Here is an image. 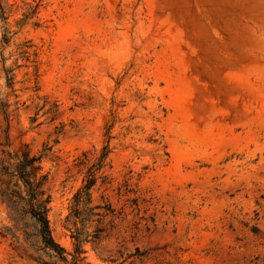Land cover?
Here are the masks:
<instances>
[{
  "label": "rangeland",
  "instance_id": "obj_1",
  "mask_svg": "<svg viewBox=\"0 0 264 264\" xmlns=\"http://www.w3.org/2000/svg\"><path fill=\"white\" fill-rule=\"evenodd\" d=\"M2 5L9 147L42 154L69 259L72 197L110 129L92 196L115 213L84 264H264V0ZM16 245L0 236V264H37Z\"/></svg>",
  "mask_w": 264,
  "mask_h": 264
},
{
  "label": "trees",
  "instance_id": "obj_2",
  "mask_svg": "<svg viewBox=\"0 0 264 264\" xmlns=\"http://www.w3.org/2000/svg\"><path fill=\"white\" fill-rule=\"evenodd\" d=\"M1 16L4 6L0 0ZM5 19V18H4ZM3 41L9 38L4 35ZM7 88L13 85V69L4 68ZM9 103L0 92V203L5 206L10 224L0 227V236L12 239L22 255L37 264H84V248L87 242H100L107 236L105 227L90 231L94 222H102L115 209L109 202L95 203L92 189L96 185L98 174L105 166L111 151L110 129L106 132V143L101 154L85 175L83 184L74 193L70 211L66 217V228L73 240V251L69 259L66 249L54 238L50 227L49 211L51 196L46 189L48 173L43 170L42 154H34L24 148L13 151L9 147ZM105 180L104 176H101Z\"/></svg>",
  "mask_w": 264,
  "mask_h": 264
}]
</instances>
